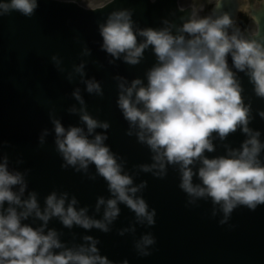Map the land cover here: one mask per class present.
Masks as SVG:
<instances>
[{"label":"clouds","instance_id":"1","mask_svg":"<svg viewBox=\"0 0 264 264\" xmlns=\"http://www.w3.org/2000/svg\"><path fill=\"white\" fill-rule=\"evenodd\" d=\"M67 2L88 8L83 0ZM222 3L214 0L212 10L202 15L195 3L177 0V7L161 17L158 26H142L131 7H116L98 22L99 48L108 64L137 66L146 52L155 58L143 77L113 76L116 106L128 124L126 135L135 136L150 152V162L131 168L127 158L106 143L110 121L93 115L83 95H105L102 81L89 77L86 70L92 49L85 43L78 54L80 62H73L70 70L59 53L51 56L56 69L67 72L69 82L79 78L83 85L71 93L79 106L67 109L79 122L66 126L54 106L49 111L52 128L42 130L39 146L54 134L61 167L89 175L94 166L89 178H103L109 195L97 197L94 211L90 205L80 206L75 194L59 189L44 196L42 204L40 193L30 190L31 169L19 167L25 163L23 156L13 164L6 151L12 145L3 141L0 264H130L128 259L118 262L102 254V242L94 235L69 243L61 230L49 227L55 219L65 229L107 234L121 216V205L133 217L117 230L118 235L131 234L136 255L151 256L155 234L146 231L137 236L138 226L150 229L157 223V210L144 195L148 181L136 182L141 173L163 180L170 169L175 171L178 187L186 195L185 207L209 202L213 218L222 214L220 225L228 224L240 207L255 211L264 205V130L252 126L257 115L264 119V109L254 108V98L264 100V32L260 27L241 28ZM255 4L264 5V0ZM39 6L40 0H0V17L18 12L31 18ZM251 7L252 0H239L238 11L251 14ZM252 19L260 24L257 17ZM236 132L244 139L233 146L228 141Z\"/></svg>","mask_w":264,"mask_h":264},{"label":"water","instance_id":"2","mask_svg":"<svg viewBox=\"0 0 264 264\" xmlns=\"http://www.w3.org/2000/svg\"><path fill=\"white\" fill-rule=\"evenodd\" d=\"M116 7L134 8V19L142 26H158L160 18L177 7V0H156V3L151 0H116L114 4L97 10L76 3L40 0V6L31 18L18 12L0 17V143L5 140L11 143L12 147L6 151L13 164L17 157L23 156L25 163L19 167L31 169L28 177L30 190L40 193L42 204L44 196L59 189L75 194L80 206L90 205L94 211L97 197L109 195L103 178H89L95 172L94 166L89 175L71 167H61L63 161L55 151L54 134L46 138L43 147L39 146L42 130L52 128L49 111L54 106L66 126L79 122L78 116L70 114L67 109L77 104L71 96L72 91L77 86L83 88V85L79 78L69 82L67 72L56 69L51 61L53 54L64 57V64L70 70L73 62H80L78 54L85 43L92 49V56L86 58L89 60L86 70L89 77L95 76L102 81L105 95L101 98L83 93L89 111L110 121L106 143L127 158L129 168L133 164L150 162L147 147L137 143L135 136L126 135L128 124L116 106L118 93L113 76L120 74L129 80L143 77L155 58L146 52L145 60L137 66L121 61L108 64V57L99 48L101 38L97 28L98 22ZM222 8L232 12L237 23L242 16L250 20H253L252 16L257 17L260 22L257 26L264 32V5L256 6L252 0L251 14L238 11L239 0H223ZM244 83L250 92L247 78ZM254 108L264 109V100L254 98ZM252 126L264 130V119L257 115ZM243 139V135L236 132L228 142L238 146ZM141 180L148 181L144 195L157 210L156 225L150 229L138 226L137 230V236L152 231L157 237L151 256L136 255L131 234L118 235L117 230L127 226L133 217L123 205L113 231L107 234L96 229H65L55 219L49 227L61 230L64 233L62 239L69 243L83 242L85 234L98 237L102 242V254L118 262L128 259L130 264H264V205L255 211L240 207L234 211L228 224L220 225L222 214L213 218L209 202L201 201L199 207H185L186 195L178 187L179 178L175 171L170 169L168 177L163 180L141 173L136 182Z\"/></svg>","mask_w":264,"mask_h":264},{"label":"rangeland","instance_id":"3","mask_svg":"<svg viewBox=\"0 0 264 264\" xmlns=\"http://www.w3.org/2000/svg\"><path fill=\"white\" fill-rule=\"evenodd\" d=\"M67 1V0H63ZM110 0H83V2L88 6V8H96L101 5L108 3ZM181 3H195L197 9L201 12L202 15L208 14V9L210 5L214 4V0H181ZM84 6L83 3H79ZM250 29L254 30L252 26Z\"/></svg>","mask_w":264,"mask_h":264}]
</instances>
